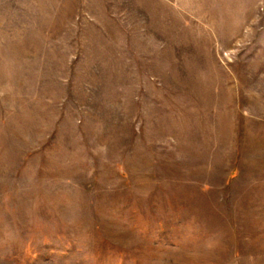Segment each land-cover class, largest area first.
<instances>
[{"label": "rangeland", "instance_id": "obj_1", "mask_svg": "<svg viewBox=\"0 0 264 264\" xmlns=\"http://www.w3.org/2000/svg\"><path fill=\"white\" fill-rule=\"evenodd\" d=\"M0 264H264V0H0Z\"/></svg>", "mask_w": 264, "mask_h": 264}]
</instances>
